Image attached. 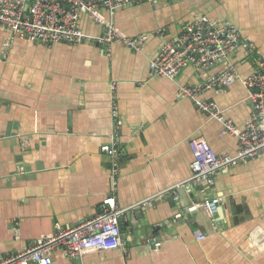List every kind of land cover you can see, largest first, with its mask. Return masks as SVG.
<instances>
[{"label": "crops", "instance_id": "0c3cea01", "mask_svg": "<svg viewBox=\"0 0 264 264\" xmlns=\"http://www.w3.org/2000/svg\"><path fill=\"white\" fill-rule=\"evenodd\" d=\"M198 15L233 25L240 42L229 59L241 77L255 70L264 55V0L121 6L113 16L120 30L151 34L141 51L113 44L110 57L89 41L41 44L0 26V257L57 225L77 224L113 195L123 209V247L75 257L57 249L52 264H264V237L255 233H264V150L216 172L211 185L187 182L190 137L204 138L217 154L237 147L220 122L177 95L223 64H188L173 79L149 73L159 46ZM79 21L85 32H100L88 16ZM247 96L239 79L202 93L239 127L250 113ZM112 139L114 176L100 149ZM213 197L219 203L210 215L201 203Z\"/></svg>", "mask_w": 264, "mask_h": 264}, {"label": "built area", "instance_id": "2783aa9c", "mask_svg": "<svg viewBox=\"0 0 264 264\" xmlns=\"http://www.w3.org/2000/svg\"><path fill=\"white\" fill-rule=\"evenodd\" d=\"M158 1L169 0H0V26L22 39L41 44H79L89 41L110 57L113 44L141 51L148 34H151L127 35L114 22L115 10L125 5L144 2L154 4ZM81 15L88 16L100 26V32H85L79 21ZM157 32L162 33V29L154 30V33ZM239 42V32L233 25L198 15L186 22L174 39L164 41L149 61L150 74L168 79H173L188 64L204 70L214 64H223V69L202 84L180 86L177 95L191 100L198 110L220 122L223 132L236 138L237 147L232 154H217L204 138L190 137L188 145L192 158L188 183L204 182L211 185L216 172L252 158L264 150V55H261L254 71L239 76L229 59ZM235 79H239L247 88L250 104L249 116L241 127L227 118L214 101L202 97L205 90L222 89ZM100 149L111 157L112 175H116L118 152L113 139ZM181 185L182 182L175 184L173 191ZM163 194L161 191L155 195ZM218 203L219 197H213L204 200L201 205L212 215L217 211ZM196 206H190L189 209ZM122 211L115 197L108 195L100 202L97 213L74 225H57L52 232L0 257V264H52L51 254L57 249H61L67 257H75L91 251L122 248L119 225ZM195 238L202 240L205 234L196 232ZM159 245V242H153L154 248Z\"/></svg>", "mask_w": 264, "mask_h": 264}, {"label": "water", "instance_id": "95a60500", "mask_svg": "<svg viewBox=\"0 0 264 264\" xmlns=\"http://www.w3.org/2000/svg\"><path fill=\"white\" fill-rule=\"evenodd\" d=\"M256 237L260 238V237H264V233L261 230H256Z\"/></svg>", "mask_w": 264, "mask_h": 264}]
</instances>
